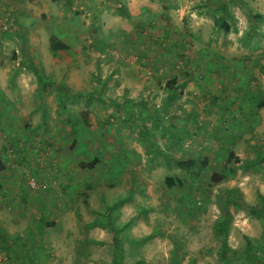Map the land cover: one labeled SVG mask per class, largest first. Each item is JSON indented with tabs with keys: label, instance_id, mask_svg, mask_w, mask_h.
<instances>
[{
	"label": "rangeland",
	"instance_id": "rangeland-1",
	"mask_svg": "<svg viewBox=\"0 0 264 264\" xmlns=\"http://www.w3.org/2000/svg\"><path fill=\"white\" fill-rule=\"evenodd\" d=\"M137 1L0 0V161L8 167L0 171V235L38 241L45 249L40 264H113L117 256L118 264H264V107L258 106L264 18L255 17L264 16V0H224L230 30L218 10L200 12L207 0H145L139 15ZM168 3L184 12L166 19ZM179 19L184 26L176 27ZM165 25L176 27L177 42L162 37ZM252 27L261 33L251 36ZM145 32L163 40L142 42ZM59 41L66 48L56 49ZM176 75L185 87L172 114L162 91L139 108L137 96ZM46 79L54 82L46 87ZM251 89L252 97H244ZM234 101L249 112L240 114ZM225 104L232 108L220 119L215 112ZM55 118L60 125L52 124ZM251 129L261 135L259 144H251ZM232 132L243 140L225 151ZM78 137L87 139L88 150L96 144L88 156L99 159L97 168H78ZM81 148L86 151L83 142ZM108 155L117 178L103 171ZM23 156L32 167L21 163ZM52 158L57 162L49 166ZM184 158L195 165L174 167ZM13 163L18 168L8 166ZM215 174L224 180L215 182ZM167 177L176 184L170 187ZM111 191L123 192L110 206L117 209L111 215L117 230L105 222L93 227L107 216ZM23 192L29 201H9ZM250 206L262 209L260 218ZM41 214L49 224L34 227ZM115 236L124 254L114 248ZM9 245L0 247V264H21L23 253Z\"/></svg>",
	"mask_w": 264,
	"mask_h": 264
},
{
	"label": "trees",
	"instance_id": "trees-1",
	"mask_svg": "<svg viewBox=\"0 0 264 264\" xmlns=\"http://www.w3.org/2000/svg\"><path fill=\"white\" fill-rule=\"evenodd\" d=\"M228 4L229 3H225L224 2V0H220L219 2H216V0H207V1H205V3H204V7H205V10H200V12H202V13H204L205 11H208V10H218L219 12H220V14H221V17L223 18V20H224V23H223V25H224V27H225V29H228V30H230V26H229V24H228V22H227V17L229 16V8H228ZM255 17L256 18H264V16H262V15H260V14H255ZM221 30V29H220ZM261 29L259 28V27H252V29H251V32H250V35L252 36V34H253V32L255 33V34H257V33H261V31H260ZM264 35V34H263ZM244 37H245V39H249V33L247 32V33H245V34H243V36H242V38L244 39ZM247 44V43H246ZM54 47L56 48V49H62V48H66V44H64L62 41H59V42H56L55 43V45H54ZM39 74H41L39 71H36L35 72V75H37V76H39ZM62 76H65L66 77V79L68 78V76H69V72H68V69L66 70V72H65V74L64 75H62ZM181 81V76H178V75H176V76H174L173 78H171L170 80H168L167 81V87H165L167 90H169V92L170 93H173V91L178 87V83ZM54 81H51L50 79H46L45 81H43V85H45L46 87H47V85H48V83L49 84H52ZM222 89H223V87H222ZM253 90V89H252ZM223 92H226V89H223ZM222 92V93H223ZM68 92H66V94H67ZM93 94V93H92ZM244 97H247V95H243ZM251 97H252V92H251ZM218 99H219V96H216V97H213V102H215V101H218ZM134 100H137V101H135L136 103L138 102L139 103V105L144 101V100H146L147 101V103H152L154 100H156L151 94H148V93H146L145 95H140V97H136ZM235 102V101H234ZM259 103H258V106L259 107H264V98L261 96V97H259V101H258ZM135 103V104H136ZM215 105H218V106H220V107H222L221 106V104L220 103H216ZM60 106V105H59ZM63 106H64V102L63 103H61V106L60 107H62L63 108ZM241 108V110H239L240 111V114H243V115H245L243 112H242V107H240ZM61 109V108H60ZM231 108H229V107H224L223 108V110L222 109H220V112H221V114H222V116L221 117H224L225 115H227V113H230L229 112V110H230ZM68 114V113H67ZM153 114V113H152ZM156 114H160V113H156ZM254 114H255V111H254ZM69 115V114H68ZM154 115V114H153ZM241 116V115H240ZM73 130H75V128L73 127ZM253 138L254 137H252V138H250V139H252L253 140ZM78 140H74L73 141V144H76V142H77ZM259 141V143H260V140H258ZM257 142V141H256ZM258 143V142H257ZM256 143V144H257ZM258 143V144H259ZM226 145V143L225 142H223L222 143V147H223V150H225V151H227L228 149H225L224 148V146ZM20 152V151H19ZM228 154H229V157L231 158V157H233L234 156V153L233 152H228ZM99 159L98 158H94L92 161H90V162H87V161H82L81 162V168H83V169H94V168H96V166L99 164ZM21 163L22 164H25L23 161H21ZM175 165L179 168V169H183V170H185V171H187L188 169H190V168H192L194 165H195V161H192V160H185V161H182V162H176L175 163ZM1 170H4L3 169V165H2V163L0 162V171ZM214 181L215 182H220V181H223L224 180V175L223 174H215L214 175ZM166 183L170 186V187H172V186H174L175 184H176V182H175V180L173 179V178H171V177H167L166 178ZM28 188H29V190L30 191H32V189L33 188H31V187H29L28 186ZM27 195L28 193L26 192V193H22L21 194V200L23 199L22 198V196L23 195ZM2 196V195H1ZM10 196V195H9ZM129 198H130V196H128ZM9 201L12 203H14L15 205H17V206H19L20 205V203L22 204L23 202L22 201H19V199H18V197L17 196H12L11 195V198L9 199ZM41 207H43L42 206V203L40 204V208ZM41 210V209H40ZM114 210H116V208L115 207H108L107 208V216L106 217H108V218H106V217H103L101 220H102V222H100V220H99V222L98 221H96L95 223H93L92 224V226L93 227H100V226H103V222H105L104 224H110V227L112 228V229H116L117 230V228H116V226H115V221L116 220H114V219H112L111 218V215H113V211ZM250 212H251V214H253L254 216H256L257 218L259 217H261V215L263 214V211H262V209H259L257 206H250ZM43 214V213H42ZM39 215L40 217H38L37 219H36V221L35 222H37L36 224H33V226L34 227H36V226H42V227H44V226H46L47 225V222L46 221H43V215ZM138 218V214H136V215H134L133 217H132V220L130 221V223H132V222H135V220ZM39 219V220H38ZM38 220V221H37ZM39 221H40V223H39ZM126 225H123V230L126 228L125 227ZM121 227H122V225H121ZM20 236H18V238H12V237H10V236H8V234H2V235H0V247L2 248V249H4L5 248V246H6V244H10L9 245V248H10V250L12 251V252H16L17 254H18V252H22L23 254L19 257V260H20V263H22V264H40V261H39V259H40V257H41V255H42V251H44L45 249H43V248H40V247H38L39 246V244H38V241H36L35 243H34V241H26L25 239H24V237H25V235H21V237H23L22 239H20L19 238ZM149 237V236H148ZM12 240V241H11ZM114 240H115V244H114V248L115 249H117L118 250V252L120 253V254H124V250L122 249V247H121V241H120V239L118 238V237H116L115 236V238H114ZM23 245V246H22ZM19 248H22L23 250L21 251ZM223 249H224V252H226V250L228 249V245H225V247H223ZM40 250V251H39ZM10 251V252H11ZM44 253V252H43ZM117 258H118V256L116 257V259H115V261H114V263L113 264H118L117 263ZM190 264H195V262L194 261H192Z\"/></svg>",
	"mask_w": 264,
	"mask_h": 264
},
{
	"label": "crops",
	"instance_id": "crops-1",
	"mask_svg": "<svg viewBox=\"0 0 264 264\" xmlns=\"http://www.w3.org/2000/svg\"><path fill=\"white\" fill-rule=\"evenodd\" d=\"M144 1L145 0H138L137 1V3H135V6H134V10L135 11H137L138 9H139V11L137 12L138 13V15L139 14H142L143 12H145L146 11V6L144 5ZM175 2H176V0H175ZM147 5V4H146ZM174 5H175V3H168V8H167V10L165 11V13H166V15H167V18L166 19H169V17L170 16H173V15H175V16H177V15H179V14H177V12L179 11L180 12V14H181V12H184V9L183 8H181V9H178V10H176L175 9V7H174ZM149 7L151 6V5H148ZM140 18V17H139ZM177 23V25H176V27H180L182 24V26H184L185 25V22L184 21H180V19H179V21L178 22H176ZM172 25H173V23H172ZM150 26V25H149ZM175 27V28H176ZM144 27H143V24L141 23V24H139V28H138V30L139 31H141L142 29H143ZM174 27H171V26H169V25H165V31H164V34H163V38H165V40H170V41H172V42H177V39L178 38H180V35H178L179 34V32L176 30H174L175 29ZM148 29V28H147ZM145 34H146V32H145ZM162 37H160L159 35H157L156 33H154V32H152L151 34H146V35H144L143 36V39H142V42H149L148 44L150 45V44H153V43H156L155 41H157V42H159L160 40H163V38ZM181 37H182V35H181ZM159 38V39H158ZM208 39H209V41H208ZM208 39H207V42L208 43H210L211 41H213L212 39H211V35L208 37ZM60 52V51H59ZM184 81V79H182L179 83H178V87L173 91V93H170L169 92V90H167L165 87H167V83H166V85H165V87H163L164 85H158V86H156V90H153L154 92H152V91H150V90H148V89H145L146 90V93H148V94H151V95H153V96H157V94H158V92L159 91H162V95H161V97L165 100V96H166V100H165V102H166V107H171V108H173V104H172V101L174 100V98H176L177 96H180V95H183V88L185 87V83L183 82ZM247 88H248V86H247ZM121 89H123V87L121 88ZM163 92H165V93H163ZM251 92H252V89L248 92V93H246L245 95H250V97H251ZM156 99V98H155ZM244 100H246V99H244ZM246 101H248V100H246ZM156 102V101H155ZM250 102L251 101H248V102H245V103H247V104H250ZM235 103H236V106H237V103L238 102H234L233 103V105H235ZM244 102H239V106H237V109H239V110H241V108L240 107H242L243 109H242V112L244 113V114H247L249 111H244V104H245ZM126 105H128V104H125V106ZM242 105V106H241ZM222 106V105H221ZM224 107H229V108H232V106H230V104H225V105H223ZM139 108H140V105H139ZM155 108H156V106H155ZM171 108H170V110H171ZM236 108V107H235ZM235 113V112H234ZM171 114H172V110H171ZM215 114H217L218 116H219V118L221 119V116H220V112H219V110H217L216 112H215ZM252 114L254 115V112H252ZM255 115H256V113H255ZM163 116V114H161V118H159V120H160V122L161 123H163L164 122V120H165V118H163L162 117ZM151 117H154V115L153 114H151ZM155 118V117H154ZM173 117L172 116H170V118H169V122L168 123H170L171 122V127L173 128ZM183 122H185V119H183L182 120ZM124 121L122 120L121 122L120 121H118V127L117 128H120V129H122L123 127H120V125L123 123ZM32 123V122H31ZM39 123H41L40 122V120L38 121V123H37V125L35 126V128L37 129V126H39ZM192 123V122H191ZM52 124H55V125H60V119H59V121H58V119H53V121H52ZM256 123H253V126L255 125ZM27 127H30V124H28V125H26ZM182 126H183V128H185V124L184 123H182ZM55 130V129H54ZM140 130V129H139ZM44 131V130H43ZM57 131V130H56ZM256 130H254V129H251V135H250V137L249 138H252V137H254L253 139H254V141L253 142H251V144H253V145H255V141H257L258 143H259V137L261 136H257V132H255ZM61 133V131H58V133ZM120 133H122V131H119ZM32 133V136H34V134L36 133V131H32L31 132ZM37 133H38V130H37ZM54 134H56V132L54 133ZM238 134V138L239 139H237V136H236V134L235 133H231V134H229V135H227L225 138H224V142L228 145V148H231V147H233V144H234V142H236V141H241V140H243V139H241V138H243V134L242 135H239V133H237ZM85 136V135H84ZM212 138H213V136H212ZM78 139H80L79 141L80 142H78V144H79V146H80V150L83 152V155H82V157H81V159L78 161V163H77V166H78V168L79 169H81V162L82 161H87V162H90V161H92L93 159H91V157L90 156H88V155H92V154H90L88 151H95V146H96V144H94L93 145V147L91 148V149H87L86 148V146L88 145V143H87V139L85 138V137H83V138H81V137H78L77 139H75V140H78ZM127 139H130V140H132L133 139V137H132V135H127ZM174 139V138H173ZM176 140V139H175ZM183 140V139H182ZM82 142H83V144H84V148L86 149V151H83L82 150V148H81V145H82ZM176 142H177V140H176ZM77 143V142H76ZM178 144H181V143H178ZM175 146H176V150L177 151H183V150H181V148H179V146L177 145V143H175L174 144ZM182 146L184 145V143H182L181 144ZM110 148V146L109 145H105V149H109ZM227 148V149H228ZM173 151H174V148H173ZM56 155V154H55ZM116 155H118V154H116ZM109 157H108V160H107V162L105 163V164H103L102 165V168H103V171H107V172H109V173H111V174H115V177L117 178L118 176H120V175H117L118 173H117V171H116V169H115V164L114 163H112V165H109L111 162H110V160H111V157H110V155H108ZM13 158V154H12V156H11V159ZM84 158H90L91 160H84ZM95 158H97V157H95ZM186 160H190V159H186ZM21 161H23V162H25V159H24V156L22 157V159H21ZM182 161H185V158L184 159H182V160H179V161H175L174 162V167H176V168H178L176 165H175V163L176 162H182ZM1 162V161H0ZM55 162H57V161H55ZM55 162H54V158H52V163L49 165V166H53V165H55ZM58 162H59V157H58ZM165 162V161H164ZM65 163V162H64ZM29 161H27V162H25V164H24V166H27L28 165V167L30 168V167H32V166H29ZM61 164H62V162H61ZM99 164H100V162H99ZM98 164V165H99ZM3 165V164H2ZM98 165L96 166V168L98 167ZM8 166H10V167H12V168H18L17 166H16V164L15 163H13V164H9ZM6 168L8 169V167H7V165L6 166H4L3 165V169L4 170H6ZM180 168V167H179ZM31 169H33V168H31ZM95 169V168H94ZM183 170V169H182ZM126 173V172H125ZM113 182H115V180L113 181ZM118 183V182H117ZM12 185V184H11ZM7 188H12V189H18L16 186H10V184L9 185H7ZM85 188L86 189H89V186H87V185H85ZM24 193H26V192H24ZM110 193H113V197H112V199L110 200V201H107V202H105L104 204H107V205H109V206H111V204H112V201L115 199V198H117V197H119L121 194H123V192H118V193H115V192H113V191H111ZM106 194V193H105ZM126 196H130V198L128 199V200H124L123 202H122V205H124V203H126L127 201H130L131 199H132V196H133V194H134V189H132V190H128V191H126L125 193H124ZM10 196H8V198H9ZM30 197H31V194H25V195H23L22 196V200H21V197L19 198L22 202H27V201H29L30 200ZM2 199H5V197L2 195L1 197H0V201L2 200ZM35 199H36V197H35ZM35 203H36V205L37 204H41L42 202H40V201H38L37 199H36V201H35ZM121 205V206H122ZM109 206H107L106 208H108ZM39 210H40V207H39ZM117 210V209H116ZM116 210H114L113 212H115ZM33 212H35V213H40L41 212V210H40V212L37 210V209H34L33 210ZM113 216V215H112ZM39 220V219H38ZM37 220V221H38ZM114 220H115V218H114ZM36 221V220H35ZM37 223V222H36ZM39 223H40V221H39ZM47 224H49V222L47 223ZM115 238V237H114ZM22 264V263H21Z\"/></svg>",
	"mask_w": 264,
	"mask_h": 264
}]
</instances>
